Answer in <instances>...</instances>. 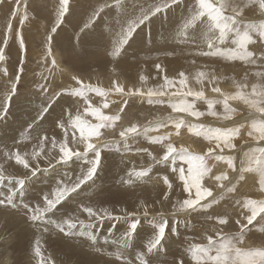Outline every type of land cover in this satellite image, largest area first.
Returning <instances> with one entry per match:
<instances>
[{"label": "rangeland", "instance_id": "obj_1", "mask_svg": "<svg viewBox=\"0 0 264 264\" xmlns=\"http://www.w3.org/2000/svg\"><path fill=\"white\" fill-rule=\"evenodd\" d=\"M114 2L115 0H71L72 13L65 17V23L57 30L58 34L53 36L52 56H48L46 45L49 43L51 29L56 25L59 0H0V45H3L5 40L6 28L11 31L8 47L5 49L7 58L0 61V107L3 106L4 94L9 90L17 69L21 65L24 67L21 83L17 86L19 95L13 97L9 115L0 122V174L5 177L3 186L0 187V264H121L114 256L108 255L115 252V246L106 245L103 240L105 237H109V240L113 238L109 234V229L113 226L116 229L115 236L123 233L129 227L123 220L97 222L94 231L100 237L98 247L101 251L98 252L90 246L86 238L65 235L50 223L33 222L28 211L22 207L24 203L33 208L38 205L43 207V196L54 192L58 182L70 185L81 174L82 168L89 167L83 160L73 157L67 165L56 164L54 169L51 168L49 159L57 156L58 149L50 150V143L46 144L44 149L47 156L31 161V153L34 147L38 146L39 136L47 135L49 140L55 138L62 141L64 133L56 125V121L62 114V118L66 120L68 111L73 114L78 111L83 113L87 105L82 98L61 95L52 104L45 119L38 121L33 128L31 139L20 138L21 132L36 120L41 107H47L48 100L55 93L78 87L74 76L82 79L85 85L91 84L104 89L119 83L118 79L126 80L127 85L119 83L126 91L141 89L145 93L149 88L156 89L163 85L164 77L167 76L176 81L170 91L191 88L194 92L203 91L207 99L218 101L234 96V101H229V104L237 111L231 118L224 119L223 103H216L214 111L219 115L213 116L208 114L205 100L188 96L187 100L195 103L196 110L204 113L196 118L183 112L186 110L185 106L177 107L176 111L170 107L171 103H178L181 97H161L159 99L163 100V103L154 104L147 102L146 95L129 98L128 106L120 113L122 118L116 127L102 129L104 135L96 141L98 146L111 142L115 147L102 151L101 168L94 177V182L90 181L82 186L77 196L69 198L58 206L55 214L48 213L46 218L59 220L72 216L87 223L89 217L80 211V202L106 208L113 216H125L121 209L136 212L137 217H130L129 220L139 218L140 225L133 247L128 249L126 254L127 259L133 264H138L137 252L146 251L148 240L158 231L154 222L163 217L167 221V253L151 257L152 264H178L180 260L183 264H195L191 256L192 245L207 246L208 237L219 242L221 235L237 234L241 225L247 223L246 218L250 213L244 207L245 200L250 199L252 206L256 208V216L264 214V211L255 205L256 201H264V191L259 185V173L253 168L252 173H244L243 181L238 180L237 175L239 170L246 166L245 153L257 146L264 147V43L259 42L264 38V0H183L167 14L160 13L150 23L138 28L119 57H113L111 52L114 50V41L121 25L125 24L127 17L122 16L114 7L106 9L92 29L86 30L85 34L80 33V28L98 5ZM160 2L161 0H124L129 15H139L141 6L147 8ZM189 8L190 12L193 9L192 13H196L197 20L187 29L188 39H195L198 34L205 35L208 39L204 47L160 46L153 49L150 42L146 50L129 53L143 28L148 32L152 28H170L178 33V25L185 18L184 15L179 14L172 21L168 18L176 9ZM202 22L207 26L198 31ZM18 31L23 33L26 56L19 48L16 36ZM77 35L80 36L79 43L76 40ZM221 40L226 42L221 43ZM213 48L216 50L213 56L198 55L200 51L208 52ZM249 51L255 55L249 56ZM55 55H59L61 64L71 72L60 76L59 74L66 71L64 67L58 65L52 68L51 60ZM157 64L163 71L157 69ZM46 67L52 69L51 73ZM4 69L8 72L7 76L3 74ZM201 71L208 74L203 83L197 80V73ZM180 72L188 77L184 85L179 84ZM142 76L147 77L146 82L141 80ZM40 84H45V91L39 88ZM214 87L221 89L225 95L213 92ZM88 95L89 102L95 107H100L105 115L117 114L123 104V98L114 92L108 97L109 107L106 109L102 108V97L96 96L95 93ZM85 119L77 124L76 136H95L97 130L92 125L103 119L102 115L94 112L91 116H85ZM180 119L185 121V126L179 129L177 135V129L171 121ZM132 124L139 127V133L130 135L127 141L120 138L118 133L122 127ZM240 124L245 127L241 129V135L233 140L235 148H224L223 152L215 150L218 154L234 157L237 171L233 172L224 161L210 159L208 164L212 171L203 179L204 186L211 188L214 196L220 201L219 204H214L206 211H178V201L182 202L187 198L188 192L184 190L178 173L172 169H187L188 164L179 159L174 164L171 159L165 164L155 163L152 156L160 158L166 149L163 145L152 144L149 137L170 134L165 144L172 143L177 149L185 148L193 154L204 155L216 142L206 140L202 135H195L188 130V126L203 125L205 128L227 130ZM158 125L164 126L156 131H148L145 135L146 128L155 129ZM71 133L69 128L70 139ZM186 140L189 145L182 144ZM190 145L193 148L189 147ZM70 147L83 150V145L79 143L71 144ZM5 150L28 153L29 161L38 170L37 175L29 173L25 161L20 156L16 157L17 164L8 159ZM148 152H151L152 156H149ZM88 158H93L92 153L88 154ZM21 163H25L24 168L18 165ZM45 168H49V171H43ZM147 169H151L148 177L137 179L135 176H129L130 172ZM225 172L229 180L223 181L225 186L220 188L218 184L221 182H217L214 177ZM65 173L68 176H65ZM164 176H167L172 184L171 189L162 179ZM8 178L26 179V188L24 193L17 195L15 208L6 206V198L11 195V190H17L15 183ZM34 178L37 180L34 181ZM129 179L133 181L131 185L125 183ZM229 187H235L236 191L228 192ZM165 196L168 199L165 200ZM141 201L144 202L143 207ZM202 203H207V200ZM145 208L148 210L147 216L143 214ZM221 214L229 217L227 225L217 223L216 217ZM256 223H259V217ZM248 228L250 230L246 232V240L237 244L236 250L229 251L228 264H244V260L238 258L237 250L240 253H248L252 248L264 246V232L258 231L253 225ZM173 231H178L179 236L172 235ZM198 259L203 264L206 259L215 261L216 255L213 252ZM247 259L248 264H261L264 261L259 256H250Z\"/></svg>", "mask_w": 264, "mask_h": 264}, {"label": "snow or ice", "instance_id": "obj_2", "mask_svg": "<svg viewBox=\"0 0 264 264\" xmlns=\"http://www.w3.org/2000/svg\"><path fill=\"white\" fill-rule=\"evenodd\" d=\"M183 0H161L160 3L151 5L147 8L141 6L139 15H129L128 7L124 3V0H115L114 4H100L98 5L90 17L86 20L83 27L80 28V33L85 34L89 29H92V26L96 23V21L100 18L101 14L105 12L106 9L115 8L122 16L127 17L125 24L121 25L120 32L117 34L116 39L114 41V50L111 52L113 57H119L121 53L125 50V46H128L129 41L136 34V30L140 28L142 25L150 23L154 17H156L160 13H168L169 10L176 7L178 4L182 3ZM71 0H59V5L57 8V21L56 25L51 29V34L48 37L49 43L46 45V52L48 56H52V43L53 36L57 35V30L61 27L62 24L65 23V17L70 16L72 13V9L70 8ZM11 19V15H10ZM197 19L196 13H192L189 17L184 18L181 23L178 25V34L183 39H188L189 33L187 31L189 25H192L194 21ZM231 19V18H226ZM22 29V25H21ZM239 34V33H238ZM17 40L19 44L20 51L27 55V49L24 43L23 33L22 31H18ZM11 37L10 29L6 28L5 40L3 41V45H0V61L6 60V52L5 49L8 47V41ZM77 43L80 42V36L77 35ZM226 41L221 40V43H225ZM260 43H264V38H261ZM215 48L209 50L208 52L200 51L198 55L202 56H213L215 55ZM249 56H254L255 53L249 51ZM227 58V57H224ZM264 59V56H262ZM52 68L58 67L55 58L51 60ZM157 69H161L159 64L156 65ZM49 73H51L52 69H48ZM24 73V67L21 65L17 69V74L12 78L11 85L8 91L4 94L3 98V106L0 107V122L4 121L9 115V110L12 107L13 97H17L19 95L17 91V86L21 83V75ZM3 74L5 76L8 75L6 69H4ZM207 73L201 71L197 73V80L200 83H203L204 78H207ZM259 75V74H258ZM179 76L181 79L179 80V84H186L188 77L185 73L180 72ZM41 78L43 79V73H41ZM78 87H72L70 89L64 90L63 93H55L53 97L48 100V106H42L40 109V113L38 114L36 120L32 121L28 124L24 131L21 132L20 138L21 140L31 139L30 133L33 128L36 127L38 121L44 120L45 116L49 113V110L52 107L57 99L60 98L61 95H67L71 97L82 98L86 107L84 112H76L73 114L71 111H68L67 119H63V114L61 118L56 121V125L63 130V139L62 141H57L55 138L49 140L47 135L39 136V140L37 141V147H34L33 152L31 153V161H37L41 159V157L47 156L45 153V145L50 143V150H57V156L49 159V165L51 168H55L56 164L67 165L69 161L75 157L77 160H83L86 164L89 165L87 169H81V174L76 178L75 181H72L71 184H65L62 181L56 184L55 190L52 193L45 194L43 196L44 206H36L30 207L29 204L24 203L22 207L28 211L30 214V219L33 222L52 224L56 227L59 232H62L68 236H76L86 238V241L92 246L96 251L100 252L101 249L99 246L100 237L95 233L94 229L97 227V222L103 223L105 220H115L121 221L123 220L125 223H128L129 227L121 233L119 236H115V227H111L109 229V234L113 238L109 240V237H105L103 242L104 244H111L115 246L114 253H108L109 256H114L116 261H120L121 264H133V262L127 259L128 249L133 247V241L137 234L138 226L140 225L139 218L134 220H129L130 217H137L136 212H127L125 209H121L122 212H125V216H113L112 212L106 208H97L94 205L84 204L80 202V211L86 213L89 217V221L86 223L84 220L79 219L78 217L68 216L67 218H61L59 220L52 219L51 217H47L48 213L55 214L58 211V206L65 203L69 198H74L79 194V190L82 186L88 184L90 181L94 182V177H96L98 170L101 168L102 164V151L105 149L111 150L115 145L111 142H105L98 146L96 141H99L101 137H103L104 132L102 129H113L116 127L118 121L121 120V115L124 111V108L128 106V99L132 97H144L147 96V102L149 104L154 103H163V100L159 99L161 97L170 96V97H181L178 103H171L170 107L176 111L178 105H183L186 107V110L183 111L191 116L196 118L201 117L204 113L196 110L195 103L189 102L187 100L188 96H193L196 100H205L208 105L209 113L213 116H218L219 114L214 111V106L216 103H223L224 107V119L231 118V115L235 113L237 110L232 108L229 104V101H234V96L229 99L225 98L222 101L218 100H210L205 97V93L203 91H193L191 88H186L183 91H170L171 87L174 86L176 81L169 79L167 76L164 77V84L159 88L153 89L149 88L147 92L141 89H134L126 91L125 88L119 84L114 83L113 86L109 89H104L100 86H94L91 84L85 85L84 81L79 77H73ZM142 81L147 80V77L142 76ZM211 82V80H210ZM83 86V87H81ZM39 88L42 91L46 90L45 84H40ZM213 92L219 93L221 96L225 94L218 87H214L212 89ZM114 92L115 94L121 96L123 98V104L119 107L117 114L115 115H105L100 107H95L89 102V93H95L96 96L102 97L104 102L102 104V108H108L109 102L108 97L110 93ZM156 97L157 99H153ZM99 112L103 119L97 120L92 127L97 130V134L95 136H76L77 132V124L81 120H86L85 116H91L92 113ZM174 124V127L177 129V135H179V129L182 126H185V121L183 119L171 121ZM164 125H158L155 129H145V135H147L148 131H156L159 127ZM245 125H238L236 127L228 128L227 130H223L220 128H205L203 125H190L188 126V130L190 132H194L195 135H202L206 140L215 141V145L213 148H210L208 152L204 155H196L192 152L188 151L185 148L177 149L173 146L172 143L165 144V141L169 140L170 134L165 135H157L153 137H149V140L152 144H160L163 145L166 149L164 155L160 158L156 156H152L151 152L147 154L152 156V159L157 164H165L171 162L174 164L177 159L184 161L188 164V168L185 169L183 167L173 168L172 171L178 173V178L183 182L184 190L188 192V197L183 199L182 202L178 201L179 208L178 211H197L203 210L206 211L208 208H211L214 204H219V200L214 196L211 188L204 186L203 179L208 176L212 169L208 164V160L214 159L217 161H224L233 172H236V167L234 164V157L232 156H224L215 152L216 149H219L220 152H223L224 148L234 149L235 144L233 140L241 135V129L244 128ZM69 128H71V139L69 138ZM198 129V131H197ZM139 127L135 124H132L128 127H122V130L119 131V137L127 141V138L130 135H136L139 133ZM199 132L200 134H197ZM251 135V133H250ZM82 144L83 150H79V148L70 147L71 144ZM144 151H147L144 149ZM92 153L93 158L89 159L88 154ZM5 156L11 161H15L17 164L16 157L20 156L27 165V169L29 173L33 176L37 175V169L33 167L32 163L29 161L28 153H21L19 150L10 151L5 150ZM246 156V166L242 167L238 172V180L243 181L245 179L244 173H252L253 168L256 169V173H259V185L262 191H264V147L257 146L251 149L248 153H245ZM55 161V163H53ZM25 163L18 164L25 167ZM43 171H49V168H45ZM151 169L143 170V171H133L129 173V176H135L137 179L148 177ZM68 176L67 173L64 174ZM5 177L0 174V187L3 186L2 182ZM12 180L17 186V190H11V195L6 199L8 204L6 206H11L13 208L17 207L15 200L18 194L24 193L26 188V179H16V178H8ZM70 179V177H69ZM164 182L167 184L168 188L171 189L172 184L169 182L167 176L162 177ZM217 182H221L218 184V187L223 188L225 185L222 183L223 181L229 180L228 174L222 173L214 177ZM125 183L131 185L133 181L131 179L127 180ZM194 189V196H193ZM228 192H235V187H229L227 189ZM211 198V199H208ZM164 199H168L167 196ZM207 200V203H202V201ZM239 203V201H237ZM144 202L141 201V206L143 207ZM256 207L264 208V201H256ZM244 207L250 213L246 221L245 225H241V229L237 234L233 235H221L219 242L208 237L207 246L201 245H192L191 246V256L195 261V264H201V261L198 257L206 256L212 254L213 252L216 255V260L213 261L211 259H206L203 264H228V253L230 250H236L235 246L239 243H243L246 240V232L250 229L249 225H253L257 228L258 231L264 232V214L260 216H256V208L252 206L250 199L245 200ZM144 216L148 215L147 208L144 209ZM259 217V223L257 222V218ZM216 221L219 225H227L229 223V217L226 215H218L216 217ZM237 224H240L239 221H236ZM79 225V227H78ZM154 226L158 228V231L148 240L146 244V251L137 252L138 264H152L151 257L156 256L158 254H166L167 248L165 247V241L167 240L166 229H167V221L161 217L160 220L154 222ZM172 235L179 236L178 231H173ZM248 253H264V246L259 248H252ZM178 264H183V261L180 260ZM264 264V261L261 262Z\"/></svg>", "mask_w": 264, "mask_h": 264}, {"label": "bare ground", "instance_id": "obj_3", "mask_svg": "<svg viewBox=\"0 0 264 264\" xmlns=\"http://www.w3.org/2000/svg\"><path fill=\"white\" fill-rule=\"evenodd\" d=\"M189 1V0H188ZM192 1V0H191ZM229 3V2H227ZM192 6V2L189 4V7L191 8ZM178 7V6H176ZM190 8L189 9H184V10H180V9H176L172 12V16H170L168 18L169 21H172L174 20L179 14H183L184 17H189L190 14H192L193 12V9L192 11L190 12ZM137 12V11H136ZM255 12V10H254ZM258 12V11H257ZM254 14V13H253ZM254 18V17H253ZM155 19V18H154ZM199 19V18H198ZM240 19V18H239ZM197 20V19H196ZM241 21V20H240ZM254 21V20H253ZM159 23H161V20H159ZM204 22H202L200 25H199V28H198V31L202 28V27H206L207 25L203 24ZM144 31V32H143ZM207 39L208 37L205 36V35H197L195 37V39H183L180 37V35L173 31L172 29L170 28H152L151 31H145L144 28L139 32L134 44L130 47V51L129 53H138V52H141V51H144L147 49V47H149V43L151 42L152 43V46L151 48L153 49H156L160 46H164L166 48H173V47H176V46H190V47H199V48H202L205 46L206 42H207ZM56 62H57V65H61V62H60V57L59 55H55L54 56ZM64 67V66H63ZM48 69V67H46ZM54 69V68H53ZM64 69L66 71H63L61 74H59L60 76H62L63 74H68V72H71L70 69L64 67ZM62 69V70H64ZM218 69V68H217ZM69 76H73V75H69ZM68 77V76H67ZM57 80V79H56ZM126 81V80H125ZM125 81L121 80V79H118V82L119 83H123V85H127V82L125 83ZM62 82V80H61ZM60 83V82H59ZM222 88V86H221ZM223 89V88H222ZM244 110V109H243ZM260 115V114H259ZM248 117V116H247ZM246 117V118H247ZM182 144H190L187 140L185 142H183ZM189 147H192L193 146H189ZM190 148V149H192ZM202 149V148H201ZM248 175V174H247ZM249 179V178H247ZM246 179V180H247ZM255 179V178H254ZM37 180L34 178V181ZM253 185V184H252ZM251 188V187H250ZM248 188V189H250ZM254 190V188H253ZM254 193V192H253ZM218 197V196H217Z\"/></svg>", "mask_w": 264, "mask_h": 264}, {"label": "clouds", "instance_id": "obj_4", "mask_svg": "<svg viewBox=\"0 0 264 264\" xmlns=\"http://www.w3.org/2000/svg\"><path fill=\"white\" fill-rule=\"evenodd\" d=\"M233 55H235V54H233ZM177 107L180 108V107H184V106L178 105ZM197 134H200V133L197 132ZM260 210L264 211V208H261ZM237 255H238V258H241L244 260V264H248L247 258L250 256H259V257H261V259H264V253H240L239 250H237Z\"/></svg>", "mask_w": 264, "mask_h": 264}]
</instances>
